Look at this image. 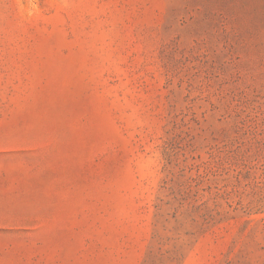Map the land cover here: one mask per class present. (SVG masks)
<instances>
[{
    "label": "rangeland",
    "instance_id": "rangeland-1",
    "mask_svg": "<svg viewBox=\"0 0 264 264\" xmlns=\"http://www.w3.org/2000/svg\"><path fill=\"white\" fill-rule=\"evenodd\" d=\"M0 264H264V0H0Z\"/></svg>",
    "mask_w": 264,
    "mask_h": 264
}]
</instances>
